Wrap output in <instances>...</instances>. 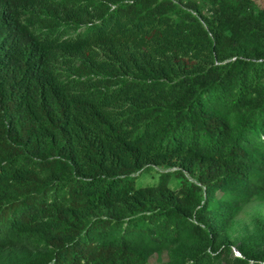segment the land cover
<instances>
[{
	"label": "trees",
	"instance_id": "16d2710c",
	"mask_svg": "<svg viewBox=\"0 0 264 264\" xmlns=\"http://www.w3.org/2000/svg\"><path fill=\"white\" fill-rule=\"evenodd\" d=\"M253 197L264 0H0L2 264H264Z\"/></svg>",
	"mask_w": 264,
	"mask_h": 264
},
{
	"label": "rangeland",
	"instance_id": "374dc122",
	"mask_svg": "<svg viewBox=\"0 0 264 264\" xmlns=\"http://www.w3.org/2000/svg\"><path fill=\"white\" fill-rule=\"evenodd\" d=\"M161 169V168H159ZM157 179V172L153 169H148L139 174L136 178L137 184H149L155 182ZM175 185V179H172L171 186ZM255 218H258L264 223V200L257 198H250L240 204V208L233 218L229 229V238L232 241L231 247L235 248L236 243L244 239L247 236H254L257 234V229L254 224ZM15 249V247H14ZM232 252V251H231ZM12 254L11 259L18 260L22 256V251L18 249L13 250L12 248L0 249V263H4L8 258L9 254ZM162 259L166 258V254L161 255ZM10 259V258H9ZM12 260V261H13ZM157 258L152 257L150 263L156 262Z\"/></svg>",
	"mask_w": 264,
	"mask_h": 264
},
{
	"label": "built area",
	"instance_id": "2783aa9c",
	"mask_svg": "<svg viewBox=\"0 0 264 264\" xmlns=\"http://www.w3.org/2000/svg\"><path fill=\"white\" fill-rule=\"evenodd\" d=\"M231 251H232V253H233L234 255H239V252L237 251L236 248L231 247Z\"/></svg>",
	"mask_w": 264,
	"mask_h": 264
}]
</instances>
